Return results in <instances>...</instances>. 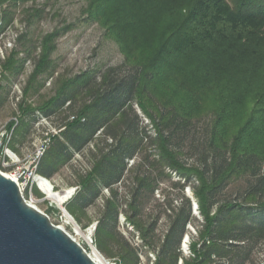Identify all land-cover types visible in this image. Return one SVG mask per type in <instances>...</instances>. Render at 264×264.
Instances as JSON below:
<instances>
[{
  "label": "trees",
  "instance_id": "trees-1",
  "mask_svg": "<svg viewBox=\"0 0 264 264\" xmlns=\"http://www.w3.org/2000/svg\"><path fill=\"white\" fill-rule=\"evenodd\" d=\"M28 1L0 0V34ZM86 2L83 12L115 40L124 63L63 81L34 107L29 96L40 93L41 77L53 70L57 34L44 37L19 104L14 142L37 114L61 130L38 170L48 180L76 154L90 152L92 163L75 170L78 189L65 207L81 223L108 190L94 233L101 254L140 263L138 249L119 231L125 214L141 247L156 254L153 264H258L255 256L264 248V0ZM25 13L31 23L43 10ZM18 55L4 64L14 76L25 65ZM166 182L180 192L160 202L156 193ZM194 202L202 223L185 256ZM162 218L166 230L159 236Z\"/></svg>",
  "mask_w": 264,
  "mask_h": 264
},
{
  "label": "rangeland",
  "instance_id": "rangeland-1",
  "mask_svg": "<svg viewBox=\"0 0 264 264\" xmlns=\"http://www.w3.org/2000/svg\"><path fill=\"white\" fill-rule=\"evenodd\" d=\"M86 6V0H29L17 9L12 25L7 31L0 34V130L7 124L8 128H11L9 125H12L11 122L14 118H17L20 123L22 115L19 104L24 98L28 80L36 69L35 63L39 61L42 55L43 38L47 35L57 34L53 40L55 49L50 55L53 70L50 76L46 74L41 77L43 78V87L40 93L29 96L28 100L34 107H38L42 101L53 97L56 94V89L63 81L74 80L78 76L94 71L100 75L107 68L117 67L124 63V56L115 40L108 38L105 35V29L83 12ZM30 8L41 9L43 13L39 18H35L31 23H28L25 10ZM24 34H27V39L21 42L20 38ZM14 52H18V60L25 62L21 73L15 76L4 69V64ZM135 108L139 114L144 115L143 117L151 125V119L146 117L138 106H135ZM37 117L39 119L33 125H30L26 132L24 130L23 134L17 136L16 142L13 139L14 148L12 146L11 148L19 157L29 155L33 151L34 144L43 137V133L50 130L49 125L40 122L44 116L37 114ZM46 122L53 126L49 119ZM19 123L17 127L20 126ZM94 144L95 142L88 149L94 150ZM91 163V154L87 150L83 154H76L72 161L50 180L55 187V192L62 193L71 188H77L75 170H88ZM133 164L134 162L129 163V168ZM173 176V181L179 180L177 175L174 174ZM127 177H129V174ZM181 181L183 183L182 179ZM123 186L124 184L121 185L120 190L124 194L126 189ZM179 192V188L172 187L170 182H166L161 185V189L156 193V198L162 202L163 197L175 198ZM103 194L104 197L97 200L94 206L89 207L81 215V223L77 222L72 216L77 225L80 226L82 235L79 236L76 235L78 233H76L73 225L66 223L64 213L55 201L40 193H34V199L37 200L34 206L48 215L55 226L64 228L68 234L77 239L88 254H93L92 248L87 245L89 243L88 234L92 231V239L94 240L97 220L104 206V198L109 195L108 190L105 189ZM184 194L190 198L193 197L189 186L184 188ZM125 198V200H128V196H125ZM71 199L67 200L62 208L66 209L65 206ZM124 208L126 209V206ZM148 209L147 213L149 214L152 211L151 206ZM193 214L196 221L187 226L188 247L193 237H198L197 232L201 229L200 225L202 223L197 210ZM158 226L157 233L161 236L166 230L164 218L161 219ZM119 231L138 249L139 264H153L155 262L156 254L147 248L141 247L135 229L126 219L125 214H121L119 217ZM183 248L182 244V253L190 256V248L189 250L185 249V252ZM101 255L106 260H115L117 264H123L117 256L114 259ZM255 259L256 263L264 264V248L260 254H256Z\"/></svg>",
  "mask_w": 264,
  "mask_h": 264
},
{
  "label": "water",
  "instance_id": "water-1",
  "mask_svg": "<svg viewBox=\"0 0 264 264\" xmlns=\"http://www.w3.org/2000/svg\"><path fill=\"white\" fill-rule=\"evenodd\" d=\"M193 206L196 211L195 202ZM61 211L72 217L65 208ZM0 264L97 263L48 215L28 204L15 181L0 173Z\"/></svg>",
  "mask_w": 264,
  "mask_h": 264
},
{
  "label": "built area",
  "instance_id": "built-area-1",
  "mask_svg": "<svg viewBox=\"0 0 264 264\" xmlns=\"http://www.w3.org/2000/svg\"><path fill=\"white\" fill-rule=\"evenodd\" d=\"M47 120L48 118L43 117L40 122L49 125L50 130H47L45 133H43V137L34 144L33 151L29 155L24 157H19L18 154L14 152L11 148L12 146L11 144L13 143V139L15 135V130L19 123L18 119L14 118L12 120L11 128H8V124H7L0 130V173L16 182L17 186L20 189L22 197L25 199V201L28 204L32 206L36 205L37 203V200L34 199V193H40L46 196L42 188V182L46 178L41 176L38 173V170L42 158L44 157L45 153L50 147L52 137L57 135L61 131L51 126L48 122H46ZM144 121L145 123H148L147 119L145 118ZM130 163L132 164L133 161H130ZM52 187L53 189L55 188L53 185ZM71 189L73 190V194L71 196L72 198L76 194L78 188H71ZM92 234H93L92 231H90L88 234L89 243H87V245L93 249V247L96 248V246L94 244V240L92 239ZM76 235L79 236L78 234ZM72 238L81 245V243L77 241V239H75L74 237ZM182 244L184 247L183 248L184 252L185 249L189 250L188 247L189 238H187V236L183 240ZM185 256H189V254ZM107 261L108 264H117L115 260L114 261L107 260Z\"/></svg>",
  "mask_w": 264,
  "mask_h": 264
},
{
  "label": "bare ground",
  "instance_id": "bare-ground-1",
  "mask_svg": "<svg viewBox=\"0 0 264 264\" xmlns=\"http://www.w3.org/2000/svg\"><path fill=\"white\" fill-rule=\"evenodd\" d=\"M42 188H43L44 193L46 194V197L48 199L55 201L56 204L60 207V209H63L62 208L63 204L67 200H69L73 194L72 189L66 190L62 193L55 192V190L52 187L51 182L49 180H46V179L43 180V182H42ZM65 218H66V223L73 225L76 233H78V235H80V234L82 235L81 229L77 225V223L75 222L73 217L66 214ZM92 252H93V254H90V257L92 258V260L94 262H96L97 264H108V261L100 254V252L96 248L93 247Z\"/></svg>",
  "mask_w": 264,
  "mask_h": 264
}]
</instances>
